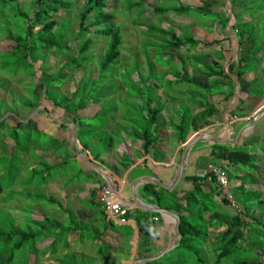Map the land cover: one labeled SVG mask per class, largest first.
Wrapping results in <instances>:
<instances>
[{
  "label": "trees",
  "instance_id": "obj_1",
  "mask_svg": "<svg viewBox=\"0 0 264 264\" xmlns=\"http://www.w3.org/2000/svg\"><path fill=\"white\" fill-rule=\"evenodd\" d=\"M31 1L33 3L31 9L32 15L29 16L19 6L17 0H1L3 5L10 3L9 8H7L10 13L7 15L3 14L4 16H2L5 19L12 16L14 22V28L8 26V21L5 28L14 44L9 50L12 53L10 54L11 59H6L4 64L10 65L14 71L13 73L22 68L21 71H27L30 75H35L34 65L40 60L38 69L41 72L38 81L43 83V88L35 90L34 84L30 82L28 83L30 89L28 95L22 96V101L16 102L12 100V106H9L5 105L2 99V101L0 100V108H3L0 112V140L3 137V140L0 141V198L2 199L0 203L3 204V201L7 202L6 204H9L11 209L12 203H14L13 211L19 209V211H25L27 214V217L17 219L21 215L15 216L4 205V207L0 208V264H36L34 261L36 258L33 257L46 253H50L56 260V263L50 264H110L106 257L111 256L110 251L112 249L122 250L123 257L120 258L127 259L130 255L129 249L131 244L129 240L132 236L133 228L130 224L118 223L106 216L102 205L97 200V189L92 188L88 190L86 192L87 200L80 202L82 206L89 207L92 213L95 212V216L87 221L79 217L72 208L65 207L56 197L47 191V185L55 181L61 183L63 187L78 183L77 191L82 192L85 189V182L97 181L98 179L94 178L96 176L94 170L91 169L89 172L84 170L85 168L90 169L87 161L76 158L74 148L70 147L68 139L63 135V132L67 129L66 124L61 122L58 125V130L60 129V131L52 134L41 129L38 130L33 119L30 117L32 112L39 107L42 99L50 100L54 107L63 108V116L72 120L78 126L76 139H79L83 147L90 150L94 159L106 163L105 158L103 159L101 155L109 146H115L113 144L115 136L108 135L102 137L101 133L97 130L99 128H96L98 125H102L97 116L79 115V110L86 109L91 103H99L101 101L99 97L102 96L104 98L106 96L98 92L99 97H97L93 88H87L88 81L92 80L89 77L86 81L83 79L78 84L71 96L58 90V87L67 79H72L68 75L69 72H74L76 68H81L92 59L93 53H91V48L94 43L92 35L103 36L106 41V48L102 55L99 56L98 76L110 65L118 63L120 46L123 39L117 24L114 22L115 15L110 11L112 8L109 10L107 7L108 0H82L80 8L77 9V22L75 24L69 22L68 24H63V27H61L58 26L56 19L51 18V12L68 9L74 5L75 0ZM231 2L234 4L236 0H231ZM139 4V1L134 2L133 0H129L128 9ZM203 7H193L188 4L178 3L170 7V11L178 14L194 13L198 17H209L215 14L214 9ZM153 9L156 13L169 11L168 7H161L156 4L153 5ZM246 10L247 8H241L238 13L233 12L236 21H238L237 14L240 18H243ZM15 18L17 19L16 22ZM26 21L28 22L26 23ZM214 21L215 19L210 21V28L213 27ZM237 24L238 22L233 27L240 34L238 38L239 46L246 40L250 41V44H248L246 52L238 53L237 60L228 64L227 72L224 69L217 70L208 66L205 69L206 75L202 74V72L198 73L202 76H197L196 74H190L186 68H183L182 71L174 73L175 78L167 80L168 84L172 86V84H200L201 78L204 76L209 79L210 82L206 81L204 87L206 90L204 98L202 99L201 97L198 100L200 104H205V111L197 117L204 118L213 114V103L209 101V96L221 90L224 91L225 88L228 91H233L235 82H233L229 75L232 72L242 85L243 82H246L242 89L246 91V99H249L253 105L264 96L263 78L261 82L256 80L259 82L254 86L252 82L243 80V75L252 72L257 67V64L261 62L262 58L264 59V46L260 44L258 50L255 52L259 56L254 54L256 55L255 59L257 63L255 66H252L248 63L249 59L247 57L250 55L249 49H252L251 43L254 42L256 37L252 34L245 35L247 31L237 27ZM68 25L71 45L64 38ZM35 26H39V29L34 32L33 28ZM90 29L92 31H89ZM147 30V32L151 31L149 35L157 38L158 41L156 43L161 42L164 48L170 47L173 50H180L182 47H187L188 50H197V47L201 46V40L194 38L191 32L184 33V38H182L172 28L169 31L162 27L147 26ZM152 31L159 33L161 38L159 39L158 36H155V32ZM251 32L256 34L254 27L251 28ZM166 35H169V38L166 39ZM208 43L213 44L217 43V41L211 39ZM261 43H264V40ZM74 51H76V54L73 53ZM258 52H261V54ZM57 53H66L67 60L63 65H58L59 59H56V64H54L56 68L53 69L47 65V60L51 54ZM187 56L190 64L196 65L198 68L207 65V61L198 56V54H187ZM192 56L195 57L192 59ZM171 59L179 60L180 65L183 67L186 65L183 57L171 55ZM221 59H223V55ZM211 61L214 64H219L218 59ZM142 80L146 81V79L140 77L137 85L138 91L135 93L128 91V95L136 97L142 94L143 87L139 84ZM92 83L94 82L92 81ZM158 86L157 82L153 83L155 90ZM203 86L204 84L202 83L200 87L203 88ZM183 92L190 95L192 99L198 96L196 93L189 94L185 90ZM175 94L177 95V93ZM158 97L156 96V99ZM153 101V98L145 100L147 109L145 114L143 113L140 118L139 116L136 118L132 115L126 116L131 125L129 128L134 130V134L130 136L142 139V149L144 152H147L155 143L152 125L156 122L161 112V107H151ZM243 102V99L239 100V105L236 106L234 114L244 115L249 113L251 106L249 104L246 106L247 103L245 106H241ZM112 104V102L108 104V102L103 101V107L107 111L109 110V112H113L112 108L114 107H111ZM19 105L23 109H27L26 114L20 113L18 110ZM124 109L126 115L133 111L130 108L127 112L126 106ZM44 110L46 111L47 108L44 107ZM8 112H13L15 115H13L12 123L8 122L10 117ZM207 112L208 115L204 114ZM143 119L147 120L148 126L141 128V120ZM187 119L188 117L186 118L184 115L182 124L178 125L179 130L182 132L180 139H184L187 133V127L185 128ZM84 135L86 137L83 141L82 137ZM6 139L12 141L11 147L6 144ZM93 139L96 142H93ZM235 146L213 144L211 153L218 160L228 158L229 151L236 150L234 149ZM37 149H41L42 155L36 152ZM122 156L126 155L122 154ZM49 158H56V160L50 162ZM246 158L243 160L241 158L229 157L228 159L232 164H238L239 162L249 163L250 156ZM71 162H74L75 168H77L76 173H80V175L76 176V173H72L69 170L70 168L68 167ZM118 163L122 168H126L130 164V160L125 157L124 161L122 160ZM249 168L246 169L249 170ZM191 178L195 182L196 178L193 176ZM251 180L252 178L250 177L249 180L247 179L248 182ZM196 183L193 190L185 193L181 198L175 196L173 191H168L151 182L140 186L139 193L147 202L159 204L161 207L179 214L181 218L180 231L182 237L179 244L161 257L145 264H222L223 260H229L233 255H235L233 259L231 258L233 264H264V258H260L264 256V231L261 234L259 233L264 228V215L256 209L259 205L263 204V199L260 198L262 191L250 189L252 192L254 190L260 192L259 196H235V200L240 207L239 210L232 207L226 198H222L221 204L224 208L219 211L220 217L205 218L206 228L199 230L197 228L198 224H193V221L196 220L197 215L201 216L202 212L211 208H208L207 205L202 204L198 200L197 192L199 191V186ZM244 183V181H241L238 186L241 192L245 191ZM5 189L8 190V193ZM148 196L151 197L148 198ZM16 202L19 203V208L15 205ZM37 205L42 206L44 209L45 214L41 218L34 217L32 213V209ZM227 205L232 207L235 212L229 208L232 212L228 213L225 210V208H228ZM47 207H51V209H47ZM242 212L252 221H245L242 218ZM226 215L229 218H225ZM150 216H160V214L138 208L129 210L127 213V217L135 220L139 231L140 249L138 250V255L140 257L148 256L153 252V249L149 247V239L154 231ZM21 220H26L24 225L20 223ZM214 221H219V225L216 226ZM209 227L217 230L219 227V230L217 232L209 231ZM252 232L256 235L249 237ZM201 235H204L202 239L193 243V236L199 237ZM255 237L257 238L255 239ZM201 241H203V245L199 244ZM84 242H90L89 244L95 247L93 249L94 255L97 258L103 257L105 261L96 262L94 257H91L89 253L79 251L62 253L60 256L55 255L58 247L62 249L77 248L76 245H81ZM243 242L252 245L250 249L256 252L253 258L242 256L241 252L247 250ZM179 247L182 248V251L187 252L177 259H173L172 262L171 259L176 255L174 251ZM190 251L197 255L195 262H189L186 258V255ZM203 252H206V260L200 256V253ZM209 253H214V259ZM115 256L111 257L114 258Z\"/></svg>",
  "mask_w": 264,
  "mask_h": 264
},
{
  "label": "rangeland",
  "instance_id": "obj_2",
  "mask_svg": "<svg viewBox=\"0 0 264 264\" xmlns=\"http://www.w3.org/2000/svg\"><path fill=\"white\" fill-rule=\"evenodd\" d=\"M134 2L139 1V5H135L131 9H128V3L129 0H108V9L115 15L114 22L117 24L120 34L122 36V43L120 46V56L117 64H112L110 67L106 68L103 73L99 72V63L100 57L103 53V51L106 48V41L105 37L103 36H96L92 35V38L94 39V43L91 48V53H93V57L90 60V62L86 65H83L81 68H76L74 72H69L68 75L71 76L72 79H67L63 84L58 87V90L63 91L64 93L68 94L69 96L72 95L73 91L77 88L78 84L85 79V81L88 79H92L91 81H88L87 88H93V91L98 96L99 93H103L106 97L102 98V96L99 97L101 101H106L109 103H113L111 107L118 108L122 107L123 104L126 105V109L128 112V109L131 108L133 110L130 114H127L126 116L129 117V115L134 116L135 118L144 113L147 109V106L145 105V100L147 98H153V103L151 105L152 108L159 107L160 104L157 101H160L159 98L156 99L157 95V89L153 87L154 82H158L162 84V87L164 89H170V85L167 82V79L163 76L167 74L166 69L170 68V66H178L180 65L179 60H172L171 55H176L178 57H183L186 64H190L189 58L187 54H198L202 59L204 58L205 61H207V65L202 66V74L206 75L205 69L210 66L214 69H224L226 70L225 64H229L231 62H235L237 60V57L242 52H246L248 49L247 46L250 44V41H245L241 46H239L238 38L240 36L239 33H237L236 28L233 27L236 22L238 24L236 25L239 28L245 29L247 33L245 35H255L256 39H254V42H252V49H249L250 55H248V63H250L252 66H255L257 61L255 59L256 54L255 52L258 50L260 44L264 46V43H261L264 39L263 30H264V0H236L234 4H232L231 0H133ZM246 2L245 4H243ZM17 3L19 6H21L26 13L31 16L32 15V6L33 3L31 0H17ZM188 4L193 7L197 6H204L203 8H212L215 11V14L209 16V17H198L194 13H181L178 14L174 11H170V7L176 5V4ZM9 4H2L0 0V100L2 99L4 104L12 106V100L16 102L22 101V96H27L29 86L28 83L32 82L34 84L35 90H41L43 88V83L39 82V76H40V70L38 69V64L40 63V60L34 65L35 66V75H30L27 71H21L19 69L16 73H13V69L10 65L5 63L6 59H11L10 54H12L9 50L11 49L12 45L14 44V41L9 38L8 33L5 31V28L7 27V21L8 26H11L14 28V22L12 16L3 17L4 15H7L10 13V11L7 10L9 8ZM82 4V0H75L74 5L69 7L68 9H60L58 12H51V18H54L58 22V26L63 27V24H68L69 22L71 24H75L77 22L76 14L77 9L80 8ZM160 5L161 7H168L169 11L165 13H156L154 12L153 5ZM6 5V7H5ZM141 6V7H136ZM246 9V12L244 13V17L240 18V16L237 14L238 21H236L233 12H239L240 9ZM143 10V12H142ZM4 14V15H3ZM3 15V16H2ZM251 17H253L251 19ZM215 19L213 22L214 25L212 28L209 27L210 21ZM17 19L15 18V22ZM28 21H26L27 23ZM17 25V24H16ZM147 26H156V27H162L164 29H168L170 31V28L174 29L176 34H179L182 38H184V33L191 32L194 35V38H198L201 40V46L199 45L196 49H187V47H182L180 50H173L170 47L164 48L162 43H156L158 40L157 38H153L151 35H149V32H147ZM67 26L66 34L64 36L65 40L69 41L70 37V29ZM254 27V30L256 31V34L251 32V28ZM39 29V26H35L33 28V31H37ZM89 31H92L90 29ZM155 32V31H152ZM155 36H158V38H161V35L159 33L155 32ZM229 37V39H228ZM169 38V35H166V39ZM164 39V38H162ZM214 39L217 41V43H211L209 44V40ZM68 44L71 45V41L68 42ZM153 44V45H152ZM241 47V49H240ZM240 49V50H239ZM197 51V52H196ZM204 51V52H203ZM262 52V51H261ZM261 52H258L261 54ZM76 54V51L73 52ZM239 53V54H238ZM256 54V55H254ZM263 54V53H262ZM223 55V59L222 58ZM195 56H192V59ZM56 59H59V62H57L58 65H63L67 58L66 53H57V54H51L50 57L47 60V65L49 67H52L55 69ZM218 59L219 64H214L211 60ZM264 59L262 58L261 62L257 64V67L250 73L247 74L245 77H247V82L250 81L254 85L258 84V81H262L260 78H263L264 80V74L262 67H264ZM223 64H222V63ZM4 67H3V66ZM192 65V64H191ZM136 70V71H135ZM134 71V72H133ZM197 76H202L201 74H198V72L193 73ZM140 77H143L140 84L141 87H143L142 94L138 95L136 97L128 95V91L135 93L138 91V80ZM92 81L94 83H92ZM206 81L209 83V79L206 78V76L201 78L200 84L195 83H186L181 84L180 89H185L186 92L189 94L196 93L198 94L199 98H204V94L206 92L205 85ZM39 83V84H38ZM204 84L203 88L200 87L201 84ZM242 89V88H241ZM57 90V89H56ZM126 91V92H125ZM108 93V94H106ZM127 93V94H126ZM242 93L240 92V95ZM187 96V95H186ZM184 96L183 98H185ZM163 96L162 98H165ZM189 98H191L190 95H188ZM182 96L177 92L176 98L177 99V108L180 113L185 115L186 118L189 116H193L191 109H193V106L196 105V102L192 99L184 100ZM199 98L196 97L195 100H199ZM1 100V101H2ZM173 100V99H172ZM0 101V103H1ZM164 102L161 104L167 105L170 109V99L167 101L163 100ZM19 104V103H18ZM41 107V108H40ZM44 107L47 108V110H44ZM130 107V108H129ZM190 107V110L188 108ZM3 108H0V112ZM18 110L21 114H26L27 109H23L21 105L18 106ZM109 112V111H108ZM10 114L9 121L12 123L13 118V112H8ZM112 113V112H110ZM68 114V113H67ZM80 114H87V111L80 110ZM63 115V108L60 107H54L52 102L47 99H42L41 104L37 109H35L32 114L31 118L33 119L34 123L36 124V127L38 130L47 131L48 133L56 134V132H59L58 125L60 122H66L69 121L68 118L62 116ZM70 115V114H68ZM15 116V115H14ZM70 118V117H69ZM99 118V117H98ZM66 119V120H65ZM99 120V119H98ZM141 128L144 126H148L147 120H141ZM65 124V123H64ZM88 124V123H86ZM67 129L63 132V135L68 139L69 142H73L75 144V141L73 139V131L75 130V127L71 122H66ZM133 131V130H132ZM85 135L82 137L83 141L85 139ZM3 140V137H1V140ZM6 144L11 147L12 141L6 139ZM70 148V147H69ZM236 151H243L247 152L249 154H252L249 159V163L246 162H239L236 165L231 164V176L232 178H238L239 181H244V192H241L239 188L234 187L232 190V193L235 196H259L260 192L254 190L253 192L250 189H256L259 190V188L264 192V176H262V173L264 174V158H262V155L264 152V137L258 139V141L251 142L249 144H238L235 146ZM41 149H37L36 152L40 155L42 153L40 152ZM76 151V149H75ZM77 152V151H76ZM79 153V152H78ZM256 154V155H255ZM78 158H81V156L77 155ZM56 158H49V161H55ZM244 160V159H243ZM252 163V165H251ZM76 165L74 162L70 163L69 170L72 171V173H76L77 168H75ZM250 167V168H249ZM240 169L246 170V168H249V171L247 170V173L244 174L243 172H239ZM252 173V175H251ZM260 173V177H259ZM253 174L256 177H259L260 182L257 184L250 185V181L248 182L250 176H253ZM80 175V173H76V176ZM262 176V177H261ZM230 179V176H228ZM254 177V176H253ZM251 178V177H250ZM61 184H57V182H53L48 184L46 187L47 191L57 198L63 205L70 206L74 209L80 208V204L78 202V199L71 195L72 192L70 189V186L68 188L66 187H60ZM5 191L8 193V190L5 189ZM74 191V190H73ZM261 193L260 198L263 199V204L259 205L256 209L258 211H261L262 215H264V193ZM86 194V192H84ZM81 195V194H80ZM86 196V195H85ZM209 196H211L209 194ZM0 200H2L0 198ZM7 202L3 201V204L0 203V208L2 207H8L12 214L14 213L15 216H18L17 219L21 217H27L26 212L19 211V209L14 210V203H12V209L9 207V204H6ZM18 202L15 203V205L18 207ZM211 198H207L205 200V205H207L208 208H211L212 205ZM240 204H242L240 202ZM4 205V206H3ZM219 207V206H218ZM19 208V207H18ZM224 208L222 205H220V209ZM47 209H51V207H47ZM43 207L40 205H37L35 208L32 209L33 216L36 218H41L45 214L43 211ZM228 213L232 212L229 208H225ZM234 210V209H233ZM81 217H85L82 214V211L77 210ZM235 212V211H234ZM207 213V212H206ZM202 216V217H201ZM197 215L196 220L193 221V224H198V229L202 230L206 228L205 222L206 217L204 213L202 212V215ZM228 216V215H227ZM86 218V219H85ZM84 220H91V218L85 217ZM242 218L245 221H252L250 218L246 216L244 212H242ZM26 220H21V224L24 225ZM207 224V223H206ZM214 224L216 226L219 225V221H214ZM203 227V228H202ZM219 229V227H218ZM264 231V228L259 233L261 234ZM256 235L255 233H251L249 237H252ZM204 235H201L199 237L193 236V243L196 241H200ZM257 237H255L256 239ZM263 238V237H262ZM73 240V239H71ZM90 242H84L81 245H76V247L73 248H67L62 249L60 247L57 248L55 255L60 256L62 253L66 252H85L89 253L91 257H94L96 262H104L105 259L97 258V256L94 255L93 249L94 246L89 244ZM199 244L203 245V241H201ZM243 245L247 249L246 251H242V256L245 258H253L256 254L255 251L251 250L252 245H249L247 242H243ZM218 247V246H217ZM250 249V250H248ZM124 250V248H123ZM125 251V250H124ZM175 256L171 259H177L181 255L186 254L187 251H182V248L179 247L175 251ZM111 256H115L114 258L111 256H107L108 263L110 264H122V261L125 259L120 258L122 256V250L119 249H112L110 251ZM210 256H213L214 259V253H209ZM196 254H194L192 251L189 252L188 255H186V258L189 262H195L197 260ZM200 256L204 257L206 260V252L200 253ZM216 256V252H215ZM33 257V255H32ZM31 257V258H32ZM125 257V256H124ZM235 255H233L231 258L233 259ZM33 258H36L34 261L36 264H50V263H56V260L53 256L50 255V253H46L44 255H37ZM223 260L222 264H233V260ZM261 259L264 258L260 257ZM82 259V257H81ZM136 259V258H135ZM134 260V259H133ZM133 260H127L125 261V264H131ZM213 261V260H212ZM173 262V261H172Z\"/></svg>",
  "mask_w": 264,
  "mask_h": 264
},
{
  "label": "crops",
  "instance_id": "obj_3",
  "mask_svg": "<svg viewBox=\"0 0 264 264\" xmlns=\"http://www.w3.org/2000/svg\"><path fill=\"white\" fill-rule=\"evenodd\" d=\"M224 65L226 67V70L224 71L227 72L228 65L225 63ZM183 68H186L190 74L196 72L202 73V68H198L196 65L186 64L184 67L182 65H178L174 67L170 66V68L166 69L167 74L163 76L167 80H171L175 78L174 73H176V71H182ZM250 73H245L243 75L244 76L243 80L247 81V77L245 76ZM229 75L232 78L233 82H235V87L234 89H232L233 91L232 92L228 91V89L225 88V90L223 89L224 91L221 90L213 94L212 96H209V101L213 103V108H212L213 114L209 116L208 112L204 113L208 115L207 117L204 118H200L197 116L205 111V104L203 103L200 104L198 100H195L196 97L194 99L189 98L188 95L183 92V90L185 89H180V84H172V86H170V89L169 88L164 89L162 87V84L157 82L159 85L157 88V95L159 96L158 98L160 100L157 102H159L160 104L159 107H161L160 108L161 112L156 122L152 125V132L155 138V143L148 149L147 152H144L142 149V139L134 138L133 136H130L134 134V130L132 128H129L131 127V125H130V121L126 118V114H125L126 111L124 109V107L126 106L125 104H123V107L121 108L120 107L112 108L113 110L112 113L108 112L109 110L107 111L103 107V101H100L99 103L89 104V106H87V108L85 109L87 111V114L85 115L80 114V110H79L80 116L99 117L98 119L102 123V125H98L96 128L99 129L97 130L101 133L102 137H106L108 135L113 137L115 136V139L113 141V144L115 146H109V148L106 149V151L101 155V157L103 159L105 158L106 160V163H102L99 160L93 158L90 150L85 149L83 145L80 143L79 139L74 140L75 144H73V142L72 143L69 142L70 147L74 148V152L76 153V156L77 155L81 156V158L76 157L77 159L79 160L83 159L87 161L86 157H89L98 167L97 170H94V168L90 166V164L87 162L89 164L90 169L85 168L84 170L86 172H89L91 169L94 170L96 174L94 178H97L98 180L85 182L84 185L85 189L82 192L77 191V187L79 186L78 183H74L73 185H70V189L72 191L70 193V197L71 195L72 197L75 196L78 199L79 204L81 205L80 202L82 200H87V196H85L86 194L84 192H88V190L92 188L93 189L95 188L98 191V187L101 184H105L110 179L117 186L118 188L117 193L120 195V198L123 201V203L128 207L129 210H133L137 207L133 206V204L129 202L130 194L128 188V185L132 178L141 174H149L162 180L165 183H168L172 180L174 176L176 165L179 161L186 140L190 136H192L195 132L198 133L208 132L210 134L217 136L231 137L242 124H244L253 116L254 117L257 116L261 111L264 110V96L261 97L258 101H256V103L253 105L249 99L248 100L246 99L247 97L246 91L241 89L244 87V84L246 82H243L242 85L237 80L233 72ZM177 92L182 96V98L187 95L185 98H183L184 100L192 99L193 101L196 102V105L193 106V109H191L193 116L190 117L188 116L187 122L185 123V128L187 127V133L185 134L184 139H180L182 132L178 128V125L182 124L183 114L180 113L177 108V99H175L176 98L175 93ZM240 92L242 93L241 95ZM165 95L166 97L162 98ZM169 99H170V105H169L170 109L166 107L167 105L165 104L161 105L164 102L163 100L168 102ZM240 99H243L244 101L243 103H241V106H245L246 103H247L246 106H248V104L249 106H251V108H249L250 109L249 113L244 115L234 114V111L236 110V106L239 105L238 103ZM188 110H190V107L188 108ZM66 122H71V124L73 125L75 124L70 119L69 121ZM66 122L64 123L66 124ZM76 130H78L77 125H76ZM262 137H264V121L261 124L255 126L252 130L247 131L240 138L238 144H249L251 142L258 141V139ZM93 142H96V140L93 139ZM213 144H220V143H213ZM213 144H209L205 142H197L191 147L188 153L183 175L179 180V182L177 183V185L175 186V188L172 190L175 196L181 198L185 193L193 190L194 185L197 182L196 184H198L199 186V191L197 192L198 200L202 204H205V200L207 198H211V201L213 203V206L211 207L210 210H205L203 212L206 218L220 217L219 211H220V205H222L221 204L222 197L219 196L217 186L214 183L203 181L196 178L195 172L203 168L204 165L209 161L222 164L226 168L228 176H230V182H231L230 189L232 193L234 187L239 188L238 186L241 183V181H239L238 178H232L231 176L232 173L230 171L232 163L229 162L228 158L231 157L236 159L238 158L244 159L252 155L243 151L230 150L228 154V158H221L220 160H218L211 153ZM222 145H229V144H222ZM75 149L77 152L75 151ZM122 154H125L126 156H122ZM125 157H127L130 160V164H128L126 168H122L118 162L122 160L124 161ZM262 158H264V153L262 155ZM234 165L237 166V164ZM99 170H101L103 174H105L108 177H104L101 171ZM247 170L248 169L244 170L239 168L240 173L243 172L244 174H246ZM261 173L262 176H264L263 172ZM191 176L196 178L195 182L193 181ZM253 176H250L252 178L250 183H248L250 185L257 184L260 182L261 179V178L259 179L260 173H259V177H256L254 174ZM57 184H61V183H57ZM60 187L62 188L63 186L60 185ZM139 188H138V193H139ZM259 190L261 189L259 188ZM209 194L211 196H209ZM231 195L234 197L233 194ZM140 197L147 202V200L143 196L140 195ZM149 197L151 196H148V198ZM65 207H70V206H65ZM227 207L234 212L232 207L228 205ZM72 209L75 210L76 214L79 217L81 216L77 210L82 211V214L87 218L92 219L93 216H95V212L92 213L89 207H85L81 205L80 208H78L77 210L74 208ZM85 217H81V218H85ZM225 218H229V217L226 215ZM150 220L151 222H153L154 231L151 238L149 239V247L153 249L152 253H154L162 249L165 246V244L171 239L173 223L170 218L162 215L150 216ZM125 224H130L133 228V233L129 240V243L131 244V247L129 249L130 255L127 259H125V261H127L129 259L133 260L135 258L140 257L138 255V250L140 249V235L138 228L136 226V222L133 218L128 217V221ZM208 230L217 232L219 229L217 230L213 227H209ZM125 261L123 260L122 264H125Z\"/></svg>",
  "mask_w": 264,
  "mask_h": 264
},
{
  "label": "water",
  "instance_id": "obj_4",
  "mask_svg": "<svg viewBox=\"0 0 264 264\" xmlns=\"http://www.w3.org/2000/svg\"><path fill=\"white\" fill-rule=\"evenodd\" d=\"M263 121H264V110L261 111L257 116H255V117L253 116L248 121H246L244 124H242L231 137L217 136V135L210 134L208 132H201V133L195 132L192 136H190L186 140V142L184 144L183 151L181 152L179 161L176 165V170L174 172V176H173L172 180L168 183H165L162 180H160V179H158L152 175H149V174H141V175H138V176H136L130 180V183L128 185L129 194H130L129 202H131L133 204V206H135L141 210H145V211H149V212H156L162 216H166V217L170 218L172 220V223H173L172 237L165 244V246L162 249H160V250H158V251H156V252H154L148 256L136 258L133 260V262L131 264H145L149 261H152L154 259L161 257L163 254H165L166 252H168L169 250H171L175 246H177L179 244L181 237H182V234L180 231V220H181L180 215L161 207L159 204L146 202L144 199H142L140 197V195L138 193L139 186L144 184V183L151 182V183H153L159 187L167 189L168 191H172L183 175V171H184V167H185V164L187 161L188 153H189L191 147L195 143L205 142V143H209V144L220 143V144L235 145V144L239 143L240 138L247 131L252 130L255 126L261 124ZM74 127H75V130L73 131V139L76 140L77 130H76L75 124H74ZM86 158H87V162L90 164V166H92L94 168V170H97L98 167L94 164V162L89 157H86ZM99 171H101V170H99ZM101 173L104 177H108L105 174H103L102 171H101ZM113 188L116 192H118V188L115 185V183H113Z\"/></svg>",
  "mask_w": 264,
  "mask_h": 264
},
{
  "label": "built area",
  "instance_id": "obj_5",
  "mask_svg": "<svg viewBox=\"0 0 264 264\" xmlns=\"http://www.w3.org/2000/svg\"><path fill=\"white\" fill-rule=\"evenodd\" d=\"M195 177L214 183L217 186L219 196L226 198L232 207L239 210L240 207L237 201L231 195V182L227 171L220 163L207 162L203 168L195 172ZM96 196L109 218L114 219L118 223H126L128 221L127 213L129 209L121 200L120 195L113 189L110 179L98 187Z\"/></svg>",
  "mask_w": 264,
  "mask_h": 264
},
{
  "label": "clouds",
  "instance_id": "obj_6",
  "mask_svg": "<svg viewBox=\"0 0 264 264\" xmlns=\"http://www.w3.org/2000/svg\"><path fill=\"white\" fill-rule=\"evenodd\" d=\"M221 165H222V164H221ZM222 166H223V165H222ZM223 167H224V166H223ZM225 169H226V168H225ZM226 171H227V170H226ZM113 183H114V182L112 181V186H113ZM113 189H114V188H113Z\"/></svg>",
  "mask_w": 264,
  "mask_h": 264
}]
</instances>
